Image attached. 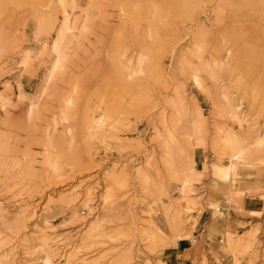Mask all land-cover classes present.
Returning a JSON list of instances; mask_svg holds the SVG:
<instances>
[{
    "label": "rangeland",
    "instance_id": "1",
    "mask_svg": "<svg viewBox=\"0 0 264 264\" xmlns=\"http://www.w3.org/2000/svg\"><path fill=\"white\" fill-rule=\"evenodd\" d=\"M177 237L264 264V0H0V264H172Z\"/></svg>",
    "mask_w": 264,
    "mask_h": 264
},
{
    "label": "crops",
    "instance_id": "2",
    "mask_svg": "<svg viewBox=\"0 0 264 264\" xmlns=\"http://www.w3.org/2000/svg\"><path fill=\"white\" fill-rule=\"evenodd\" d=\"M201 152L199 149H194V159L195 161L201 157ZM215 191L212 190V195H214ZM219 193H215V196H218ZM260 199V198H259ZM243 207L246 210L250 211H256L260 210L259 205L256 206L255 204H249V203H256V202H261V200L256 201V200H249L247 197L243 199ZM202 211L199 216L198 220L202 219L203 215ZM205 223H207L206 229L202 227L203 230H226L227 227H231L232 225L229 223H223L217 220V218L212 220V217L208 216L207 219L204 220ZM213 228V229H211ZM192 240L188 237H177L175 240L171 241L164 247V251L168 252L165 254V257H171L170 259L172 260V264H193L192 258L187 254L188 249L190 248ZM168 264V263H167Z\"/></svg>",
    "mask_w": 264,
    "mask_h": 264
},
{
    "label": "built area",
    "instance_id": "3",
    "mask_svg": "<svg viewBox=\"0 0 264 264\" xmlns=\"http://www.w3.org/2000/svg\"><path fill=\"white\" fill-rule=\"evenodd\" d=\"M224 201H225V200H224ZM225 202H226V201H225ZM219 241H223V237H222V236H220Z\"/></svg>",
    "mask_w": 264,
    "mask_h": 264
},
{
    "label": "bare ground",
    "instance_id": "4",
    "mask_svg": "<svg viewBox=\"0 0 264 264\" xmlns=\"http://www.w3.org/2000/svg\"><path fill=\"white\" fill-rule=\"evenodd\" d=\"M45 263V262H44ZM45 264H47V263H45Z\"/></svg>",
    "mask_w": 264,
    "mask_h": 264
}]
</instances>
